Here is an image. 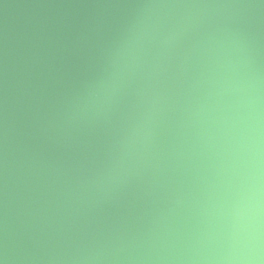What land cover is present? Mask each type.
Here are the masks:
<instances>
[{"label": "clouds", "instance_id": "1", "mask_svg": "<svg viewBox=\"0 0 264 264\" xmlns=\"http://www.w3.org/2000/svg\"><path fill=\"white\" fill-rule=\"evenodd\" d=\"M0 29V264H264V0H31Z\"/></svg>", "mask_w": 264, "mask_h": 264}, {"label": "water", "instance_id": "2", "mask_svg": "<svg viewBox=\"0 0 264 264\" xmlns=\"http://www.w3.org/2000/svg\"><path fill=\"white\" fill-rule=\"evenodd\" d=\"M31 0H0V29L18 25L27 11L25 5Z\"/></svg>", "mask_w": 264, "mask_h": 264}]
</instances>
